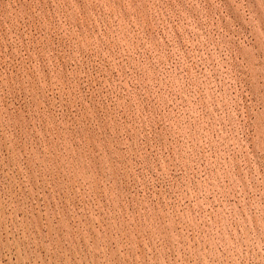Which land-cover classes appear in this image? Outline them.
Returning <instances> with one entry per match:
<instances>
[{"label": "rangeland", "instance_id": "rangeland-1", "mask_svg": "<svg viewBox=\"0 0 264 264\" xmlns=\"http://www.w3.org/2000/svg\"><path fill=\"white\" fill-rule=\"evenodd\" d=\"M0 264H264V0H0Z\"/></svg>", "mask_w": 264, "mask_h": 264}]
</instances>
